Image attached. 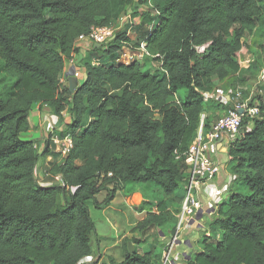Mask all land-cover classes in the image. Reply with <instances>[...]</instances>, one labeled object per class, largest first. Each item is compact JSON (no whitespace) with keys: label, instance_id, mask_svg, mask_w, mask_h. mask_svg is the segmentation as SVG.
Listing matches in <instances>:
<instances>
[{"label":"trees","instance_id":"16d2710c","mask_svg":"<svg viewBox=\"0 0 264 264\" xmlns=\"http://www.w3.org/2000/svg\"><path fill=\"white\" fill-rule=\"evenodd\" d=\"M147 1L0 0V264H82L96 232L88 204L108 206L117 190L109 184L151 185L158 197L141 204L139 210L149 212L136 224L140 238L129 240L133 244L151 230L175 232L178 210L163 201H183L184 154L200 127L206 133L211 116L224 110L201 93L234 75L253 78L262 68L257 57L244 71L235 54L242 39L264 53V0H151L160 24L146 43L155 58L115 62L148 33L133 44L126 24L109 42L79 54L84 78L73 94L60 89L66 62L79 53L78 37L93 27L117 26L128 10L144 29L155 18L136 5ZM149 61L161 68L148 72ZM69 96L65 134L72 149L50 168L60 184L43 188L36 181L39 155L21 135L34 108L46 105L59 115ZM259 109L251 130L244 121L229 146L230 173L242 191L236 188L218 206L209 237L184 264H264V104ZM102 191L106 198L98 203ZM160 250L133 249L120 262L94 264H161Z\"/></svg>","mask_w":264,"mask_h":264},{"label":"crops","instance_id":"0c3cea01","mask_svg":"<svg viewBox=\"0 0 264 264\" xmlns=\"http://www.w3.org/2000/svg\"><path fill=\"white\" fill-rule=\"evenodd\" d=\"M134 23L139 25V18H135ZM134 23H132V25ZM86 51H88V49L85 51L80 50L78 54L75 52V55L77 56L76 59H78V65L80 61L79 54L82 56ZM257 57H260L263 65L253 78H250V75L245 73L242 76L234 75L223 83H215V87L212 90L214 91V96L210 101L219 103L224 107V110L215 112L213 115L214 118L216 116L219 118L223 113L239 102L264 104V53L259 52L257 48L243 51L242 59L244 60V63L241 69L247 71L251 66L249 65V61H254ZM140 63H143V61ZM155 63L156 64L153 65V68L158 70V62ZM67 72L68 70H63L61 73L59 79H61L63 83L60 89L66 88L69 91V80H71L72 77L70 73ZM215 80L216 79H213V81ZM74 91L75 90H73V92ZM246 96L247 99H244ZM70 105L71 96L66 99L65 109L59 115L54 114L46 105L36 107L29 113V130L22 134L21 137L24 140L32 141L33 146L39 155L36 165V181L40 187L47 188L54 184H60L59 178L51 175L50 168L52 165H61L63 159L60 155L54 153V146L50 142V138L53 135L62 136L65 134L67 126L70 123ZM206 116L207 114L203 115L202 119ZM213 120H210L209 128L214 123ZM251 128L252 127L248 129L251 130ZM200 131H202V127H200L198 133ZM212 150L215 159L219 163V174L214 181L203 184L200 189L197 190L198 199L201 201V208L186 221L187 224L184 226L183 232L179 237L180 241L185 243L186 246L183 244L177 246L178 252L174 251L173 253V257L177 260H180L181 251H184L187 254L191 252L193 247L190 244H198V242L202 241L204 237H209V225L212 223L217 213L218 206L228 201L230 193L236 188L242 191L243 186H237L235 184V178L230 173L231 166L228 163L229 147L222 142L217 143ZM44 174L45 176H43ZM186 184L187 180L180 186L179 192L181 195L185 192ZM113 187L117 188L115 198L108 206L100 209V219L98 221L101 231L105 230L107 232L108 236H106V239L111 242L104 244L100 241L102 235L99 227L95 224L97 241L93 246L91 239V254L88 258L83 260L82 264H89L93 259L98 260L99 263H109V255H114L115 257L118 256L125 242L126 252H129L128 245L131 244L135 251L140 254H145L152 250L153 247L166 246L170 243L175 234V232L171 234L169 229H166V231L157 229L151 230L142 237V243L139 245H135L133 242L129 241L133 238H140L138 232L133 233L132 231L135 229L136 224L142 221L149 212L147 211L148 209L142 211L139 210L143 199H146V185H131L124 196L119 194L120 191L118 190L117 184H109L107 186L109 189H112ZM105 198V191L100 192L96 196L98 203H102ZM151 202L154 203V201ZM177 204L178 213L175 215L176 219H178L182 201ZM153 212H156L154 208ZM122 259L123 257L121 256L116 262H120Z\"/></svg>","mask_w":264,"mask_h":264},{"label":"built area","instance_id":"2783aa9c","mask_svg":"<svg viewBox=\"0 0 264 264\" xmlns=\"http://www.w3.org/2000/svg\"><path fill=\"white\" fill-rule=\"evenodd\" d=\"M147 2L148 3L146 5H136L138 13L150 12V16L155 18L151 24L145 27L148 32L147 36L139 43L137 48H134L133 53H120L115 60L116 63H124L127 65L132 61L142 62L146 58H155V56L151 55L147 50L146 40L153 28L160 24L157 18L159 14L152 9L151 0H148ZM124 15L119 19L117 26L91 28L87 35L78 37L75 43L76 48L79 51H85L86 49H89L91 45H102L109 42L113 38L114 34L125 25L123 24V21L128 22L127 24L130 26L134 23L135 18L133 20L131 19V10H128ZM206 46L196 48V50L201 53L204 51ZM250 47L251 39L241 40V48L235 54L240 68L243 67L244 63V60L242 59V52L249 50ZM156 57H158V55ZM76 58L77 57L74 55L69 61H67L63 70H68L70 75L80 82L83 80L84 73L82 68L78 65ZM251 63L252 61H249V65H251ZM93 64L99 65V61L95 60ZM161 65L162 64L158 63L157 69H160ZM62 83V80L59 79L60 88ZM201 95L203 100L208 102L214 96V91L201 93ZM259 116V104L239 102L218 118L210 126L206 133L200 131L196 135L183 158L187 184L185 186V195L177 219L175 234L170 243L166 245V249L169 247V250H167L165 262H168L169 256L172 254L173 247L176 241H178L180 233L183 232L184 226L187 224V219L192 217L195 212L201 208V201L198 199L197 190H199L203 184L214 181L216 176L219 174V163L214 157L212 148L217 143L222 142L229 147L231 143L239 138L243 130V122H247L245 130L250 131L248 128L253 126L254 120L258 119ZM50 142L54 146V153L60 155L63 160L72 149V140L69 134H64L62 136L53 135L50 138Z\"/></svg>","mask_w":264,"mask_h":264},{"label":"rangeland","instance_id":"374dc122","mask_svg":"<svg viewBox=\"0 0 264 264\" xmlns=\"http://www.w3.org/2000/svg\"><path fill=\"white\" fill-rule=\"evenodd\" d=\"M124 16H126V15H124ZM127 23L128 22L123 21V24L126 25ZM127 26L128 27H124V29H123L124 33H126L127 38H129L130 41H132L133 44L139 42L142 39L143 35H144L143 32L145 31V28L143 29L140 25H138V24L136 25L135 23L132 26H130L129 24ZM130 27H131V29H130ZM97 59H98V56L92 55V62H94ZM108 64H109V62H108ZM147 64L148 65L146 67V70L148 72H150V73L153 72L154 73V72L157 71L155 68H153V65L156 64L155 62L149 61ZM255 104H257V103H255ZM38 107H40V106H38ZM217 119H218L217 116L215 118L213 116H211V120H213L214 122ZM43 176H45V174ZM130 186L131 185H129V184H126V185H124V184H118L117 187H118V190L120 191V192L118 191L119 194H122V196L126 195V193H127V191H128V189H129ZM145 191H146L145 192L146 199L144 198L143 201H142V203L145 202V201H147L149 203H151L150 201L157 202L158 197L154 193V191L152 190V186L151 185L146 186L145 187ZM238 191H241V190L238 189ZM103 195H105V194H103ZM163 202L166 203V204H169L168 207H170V210H173V211H177L178 210V204L177 203L171 204V202H169V200H166V199ZM88 208H89V212H90V215H91V218H92L94 224H97V227H99V229H100V226H99L100 224H99L98 221L100 219L99 212H100V209H102V208L96 209V208H94L92 206V204H88ZM144 210H147V208L145 207ZM134 231L135 230H133L132 232L134 233ZM100 233L102 235V238H100V241L102 243L106 244V243L111 242V241H108L106 239V236H108V235H107V232L105 230L104 231H101V229H100ZM180 236H181V233H180L179 237ZM91 239H92V244L94 246V243L97 241L96 240L97 239L96 232H95V235H93ZM180 244L185 245V243H183L182 241H180V238H178V241H176V243H175V245L173 247L172 254H171V256H169L168 262H165V257H166V254H167V250H169V247H168V249H166V246L165 245L161 247V250H160V252L162 253V261H161V264H184L189 259L190 254H194V253H198L199 252V250H198V245L199 244L192 243V244H190L193 247V249L191 250V252H189V254H187L186 252L181 251L180 260H177V259H175L173 257V253H174V251L175 252H178L177 246L180 245ZM196 245H197V247H196ZM125 252H126V242L123 244V247H122L121 251L119 252V255L118 256L115 257L114 255L113 256L112 255H109L110 256V261H114V262L117 261L121 256L122 257L124 256ZM163 256H164V258H163ZM95 261L96 260L93 259L92 262H89V264H94Z\"/></svg>","mask_w":264,"mask_h":264},{"label":"water","instance_id":"95a60500","mask_svg":"<svg viewBox=\"0 0 264 264\" xmlns=\"http://www.w3.org/2000/svg\"><path fill=\"white\" fill-rule=\"evenodd\" d=\"M100 45H96V47H98ZM72 77V76H71ZM83 78H84V75H83ZM82 81H77L74 77L71 78V80H69V91L71 94H73V90H76L77 86L81 83ZM128 250H129V253H131L133 251V248H132V245L129 244L128 245Z\"/></svg>","mask_w":264,"mask_h":264}]
</instances>
